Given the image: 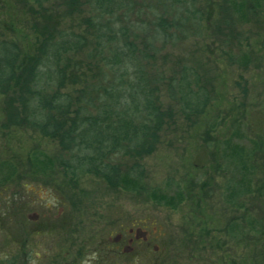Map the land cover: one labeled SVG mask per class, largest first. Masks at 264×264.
Returning a JSON list of instances; mask_svg holds the SVG:
<instances>
[{"label": "rangeland", "instance_id": "obj_1", "mask_svg": "<svg viewBox=\"0 0 264 264\" xmlns=\"http://www.w3.org/2000/svg\"><path fill=\"white\" fill-rule=\"evenodd\" d=\"M177 1L132 0L135 13H130V17L134 16L136 27L146 25L149 31L154 13L166 19H185L186 28L181 31L179 41L175 46L165 44L168 52L163 51L164 44L154 41L163 51L157 54L158 64L163 65L166 53L167 78L180 64L194 67L211 96L203 114L186 120L178 104L160 90L161 104L174 110L172 119L167 120L169 124L160 132L155 151L140 162L144 170L141 181L136 180L133 185L124 183L120 186L123 191L118 188L119 193L114 194V190L107 193L109 186L92 174L78 175L85 187L93 189L94 196L89 202L99 199L101 206L83 218L72 244L68 237L71 228L64 233L58 227V220L64 215L63 199L51 186L28 183L22 195L19 194L22 203L27 200L28 206L17 204L8 209L3 198L10 199L15 188L12 183L0 188L3 197H0V216H3L0 217V264H7L6 258L22 247L16 240L23 216L26 232L34 223L46 228L38 234H26L30 235L25 246L31 259L24 257L22 264H264V243L259 239L262 230L264 234V221L260 219L264 216V6L251 17L253 21L236 22L224 44L226 36L220 32L227 30L221 7L229 0H187V6ZM239 1L231 0V3ZM57 2H42V6L63 12V6L58 8ZM34 10H37L34 0H0V41L12 40L28 54L33 53L38 38L30 27ZM197 19L201 23L198 31L193 24ZM63 25L77 28L67 20ZM228 48L229 53L233 50L235 54L238 49H244L249 61L237 53L235 64L226 54ZM168 55L172 56L170 62ZM197 90L193 87V91ZM40 154L51 158L58 156L59 150L46 140L41 142L34 133L0 130V158L12 167H23L24 173L30 165L36 166L30 160L36 156L38 160ZM130 162L129 158L123 159L124 166ZM200 182L207 183L201 192L206 197L197 209L206 222L195 220L191 224L194 230L190 232L196 236L205 226L208 233L203 241L197 239L198 248L194 249L191 241L184 249L178 242L183 237L181 215L192 209L191 201L200 193ZM99 188H105L107 195L95 191ZM189 188L193 197L181 198L179 194H185ZM149 193L172 197L173 202L148 197ZM68 211L67 207L65 212ZM231 224L236 227L227 230ZM49 228L52 229L48 231ZM79 249L83 252L81 256Z\"/></svg>", "mask_w": 264, "mask_h": 264}, {"label": "trees", "instance_id": "obj_2", "mask_svg": "<svg viewBox=\"0 0 264 264\" xmlns=\"http://www.w3.org/2000/svg\"><path fill=\"white\" fill-rule=\"evenodd\" d=\"M47 1L50 0H34L37 10H34L30 27L38 38L33 53L28 54L12 40L0 41V130L3 133H34L41 142L46 140L54 144L59 155L50 158L40 154L42 159L38 160L37 156L34 157L30 162L36 166L31 168L30 165L24 173L23 167L16 169L0 158V188L8 183L15 188L10 199L0 197L7 209L17 204L26 207L27 200L22 203L20 195L28 183L48 184L63 199L64 215L58 220V227L64 233L65 229L71 228L68 237L72 244L83 218L101 206L99 199L89 202L94 196L93 189L88 185L85 187L78 175L92 174L109 186L107 193L114 190V194L119 193L118 188L121 189L124 183L133 185L136 180L141 181L144 170H141L140 162L155 151L160 132L169 124L167 120L172 119L174 110L169 105L165 109L161 104V91L167 92L168 97L178 104L183 117L190 121L203 114L211 96L194 67L180 64L179 69L167 78L166 53L163 65L158 64L157 54L169 51H166L165 44L175 46L179 41L181 31L186 28L185 19H166L151 10L154 16L149 31L146 25L136 27L134 16L130 17V13H135L132 0H58L57 7L63 6V12L56 8L45 9L42 2ZM177 2L186 6L189 3L187 0ZM228 2L221 7L223 26L227 30L220 32L226 36L224 44L232 35L236 22L253 21L251 17L264 6L261 0ZM85 6L90 8V13L86 12ZM172 7L175 10V4ZM65 20L70 24L74 22L77 28L66 27L63 25ZM199 20L193 23L196 31L201 27ZM81 28L83 30L78 31ZM155 40L164 44L162 52ZM243 50L238 49L237 53L249 61V55ZM236 54L232 50L228 55L235 64ZM80 55H84L81 60ZM171 58L169 56V62ZM193 87L198 90L193 91ZM124 158H129L131 164L124 166ZM206 186L207 183L200 182V193L191 201L192 209L181 215L183 237L178 242L184 249L191 241L194 249L198 248L197 239L203 241V236L208 233L203 226L195 236L191 227L197 219L206 222L198 215L202 212L197 209L205 202L206 195L203 197L201 192ZM95 191L106 194L105 188ZM190 191L191 188L179 196L190 199L193 197ZM148 197L164 202L169 199L150 193ZM169 201L173 202L172 197ZM67 207L70 211L65 212ZM260 219L264 221V216ZM25 221L23 216L16 240L22 247L6 258L7 264H22L24 257L31 259L25 246L30 235L26 234H38L45 227L34 223L26 232ZM233 227L236 225H228L227 230ZM124 234L119 235L123 237ZM259 239L264 243L263 230ZM151 249L154 254V248ZM82 253L79 249L80 256Z\"/></svg>", "mask_w": 264, "mask_h": 264}]
</instances>
